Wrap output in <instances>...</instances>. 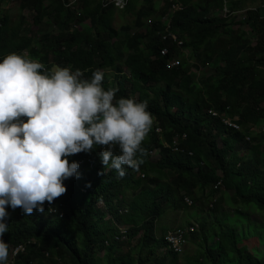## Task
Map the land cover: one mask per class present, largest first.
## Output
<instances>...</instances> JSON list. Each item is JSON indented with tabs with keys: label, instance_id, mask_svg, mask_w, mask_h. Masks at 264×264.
<instances>
[{
	"label": "trees",
	"instance_id": "1",
	"mask_svg": "<svg viewBox=\"0 0 264 264\" xmlns=\"http://www.w3.org/2000/svg\"><path fill=\"white\" fill-rule=\"evenodd\" d=\"M2 1L6 13L0 14V58L15 52L41 62L45 70L53 65L79 69L84 79L100 70L102 86L116 89L114 100L131 96L146 101L152 120L162 127L159 133L151 124L141 141L143 162L136 169L122 166L123 176L114 169L102 171L98 159L102 146L93 145V151L69 157L79 162L80 175L63 181L66 191L53 200L55 215L45 204L43 212L33 209L27 215L19 208H6L10 213L8 231L0 236L9 245L5 264L23 244L26 251L17 255L14 264H164L156 256L161 246L170 255L165 264H175L179 252L168 248V229L157 237V222L169 210L187 207L194 209L189 215L194 222L180 227H196L186 235L184 246L190 242L197 248L195 255L186 257V264H264V235L247 237L245 227L239 231L226 219L240 212L230 207L233 203L253 205L252 211L263 218L251 224L264 225V9L248 11L246 20L239 22L230 14L244 10L248 2L255 6L264 2L163 0L158 8L154 0H140L146 5L135 12L138 0H128L122 11L133 12L134 19L130 26L121 27V33L120 28L112 27L115 9L99 0H79L78 12L67 7L72 0H17L20 16L16 22L6 8L10 0ZM172 5L180 8L170 11ZM224 7L230 12L226 17L210 13ZM165 16L187 52L162 38ZM86 21L88 29L71 27ZM50 25L59 31L45 30L41 37L35 36L36 29ZM247 26L255 35L254 45L246 39ZM130 27L136 29L130 31ZM165 45L171 52L164 56L160 49ZM177 52L180 65L167 68L166 60ZM190 58L210 66V71L193 72L187 63ZM107 69H114L115 74ZM209 110L235 120L240 130L225 126ZM176 135L182 136L179 150L172 146ZM247 136L252 144L240 148ZM156 148H160V157L154 160L149 151ZM112 151L119 152L116 144ZM234 153L238 159L230 168ZM233 174L240 178V190ZM218 181L220 191L213 188ZM185 197L193 200L191 206L184 202ZM101 199L104 207L99 204ZM226 205L233 212L219 215ZM106 212L112 220L105 221ZM212 216L213 221L208 222ZM116 223L127 226V250H121L122 232ZM210 233L215 247L209 245L206 235ZM253 238L262 250L252 247L249 251L246 242ZM132 239H136L134 245ZM101 249L105 262L98 263Z\"/></svg>",
	"mask_w": 264,
	"mask_h": 264
},
{
	"label": "clouds",
	"instance_id": "2",
	"mask_svg": "<svg viewBox=\"0 0 264 264\" xmlns=\"http://www.w3.org/2000/svg\"><path fill=\"white\" fill-rule=\"evenodd\" d=\"M183 45L179 49L187 52ZM102 80L100 70L84 79L79 69L53 65L45 70L41 62L15 52L0 58V236L8 231L6 208L27 215L33 209L43 212L45 204L52 215L57 213L53 200L66 191L63 181L80 175L79 162L69 159L74 154L102 146V171L114 169L118 176L124 175L122 166L136 169L143 162L141 141L152 123L161 126L152 120L146 101L114 100L116 89H105ZM113 144L119 148L116 154ZM158 149L157 158L149 153L154 160L160 157ZM116 225L126 232L125 224ZM8 255L9 245L0 239V264Z\"/></svg>",
	"mask_w": 264,
	"mask_h": 264
},
{
	"label": "rangeland",
	"instance_id": "3",
	"mask_svg": "<svg viewBox=\"0 0 264 264\" xmlns=\"http://www.w3.org/2000/svg\"><path fill=\"white\" fill-rule=\"evenodd\" d=\"M260 1H263L264 2V0H260ZM76 2H79V0H76L74 3H76ZM163 2H164L163 0H154V3L156 4V6L158 8H160V7L163 6ZM251 4H252L253 7H255V5H253V2H248L246 6H249ZM126 5H127V2L124 5V7ZM145 5H146L145 2L138 0L137 5L134 7V11L136 12L137 9H138V7L142 6V8H143ZM46 6H48V7L50 6V2L49 1H47ZM67 7L70 8L71 10H74L75 4L71 5L70 7L69 6H67ZM124 7L122 9H119V8H116L115 7V14H114V17L112 19V27L114 29H119L120 28L121 29V33L123 32V29L121 27L122 26H130L131 22L134 19V17L131 14L133 12H126V11L124 12V11H122L124 9ZM6 8H8V10H10V14H11V16L13 18V21H15V22L18 21L19 20V16H20L19 3H17V4H11V5L7 4V7ZM76 10H77V8H76ZM119 12H121V13H119ZM5 13H6V10L4 9V2H3V4H2V2H0V14H1V16L3 17V15ZM210 13H213L215 16L217 14H220L221 16H223V12L221 13V11H218L215 8H213ZM145 20L146 19L143 18V21H145ZM166 21H167V19L162 18L163 24H165ZM72 27L82 28V29L83 28L88 29L89 28V22L86 21V22L81 23V24L75 23V24L72 25ZM135 29H136L135 27H133V28L130 27V31H134ZM45 30H47L48 32L57 33L59 31V28L56 27V26H53L52 27V25H50V26H48L47 29L46 28L45 29H36L35 30V36L37 38L38 37H41L40 35H42L45 32ZM245 31H246V39H247L248 43L250 45H254L255 44V35L253 34L252 27L247 26L245 28ZM187 63H188V65L191 68L190 70H192L193 72H195L196 70H198L201 73V71H207V70L210 71V69H211L210 66H206L205 67V66L201 65L199 63V61L196 60L195 58H190ZM257 131H259V130H256V132ZM218 143H219L220 146H222V141H221L220 138L218 139ZM251 144H252V142H250V143H244L243 142L241 144V146H239V147L245 149L247 146H250ZM237 159H238V155H236L234 153L233 156H232V159L230 161V168H234V166H235V164L237 162ZM142 175L144 176V174H142ZM232 180L234 181L235 185L238 186L237 187V190L238 189L240 190V186H241L240 185V182H239L240 178L237 175L233 174L232 175ZM234 192H235V190H234ZM231 193H232V195H234V193L232 191H231ZM229 195H230V193H229ZM100 206L101 207H104V200L101 202ZM233 206H235V209L238 210V211H240V212L238 214H235L234 213L230 217H226V219L228 220V222L229 221L231 222V224H230L231 227H234V226L235 227H238V230L239 229L242 230L243 229L242 227H245V231H244V229H243V231H244V233H245V235L247 237H249L251 235L257 236V237H259L260 235L261 236L264 235V225L254 226L250 222V221H252V222H260L261 219L263 218V216L261 214H256L254 211H252V210H255V208H254L253 205H250L249 207L248 206H245V205H242V206L241 205H236L235 203H233V205H230V207H233ZM224 208L225 209L222 210V212L219 213V215L220 214L221 215L231 214L233 212V209H231V210L230 209H227L228 208L227 205L224 206ZM244 209L247 210L248 213H245V214L243 213L244 214L243 215L242 212H241V210H244ZM193 212H194V209L187 207V210H185V209H176L174 211L169 210L168 212L164 213L161 216V218L158 220V222H157V228H158V230H157V237L158 238H161L162 235L164 234V230L165 229L172 228V227H175V226L178 227L180 225L182 226L183 224H186V222L192 221L193 220V217L189 218V215L192 214ZM106 213L107 214L105 215V221L112 220L111 214L109 212H106ZM213 217L214 216L208 218V222L210 220L213 221L212 220V219H214ZM206 236H207V239L209 240V245H213L215 247L216 244H215V241H214V238H213L212 233L207 234ZM135 240L136 239H132L131 244L134 245L136 243ZM125 242H127V239L125 241H123L122 244H120L122 246L121 247V250L122 251H123V248L125 250H127L130 247V246H127ZM246 243H247V246H248L249 251L251 250L252 247H257L259 250H262L263 249V247L258 244V241H257L256 238L250 239ZM159 245L161 246L162 243L160 242V243L156 244V246H159ZM164 248H165L164 246L163 247L162 246L159 247L158 248V255H156V256H158L161 261H164V264H165V263H168L169 262L170 255L166 254ZM196 248H197L196 245H194L193 243L188 242L182 248L181 252H179L177 254L178 257H177V260H176L175 264H186V262H187V258L186 257H192L193 255H195L194 250ZM103 256H104V250L101 249V250L98 251L97 256H96V259H97V262L98 263L105 262ZM60 263L61 264H64L61 261H60Z\"/></svg>",
	"mask_w": 264,
	"mask_h": 264
},
{
	"label": "built area",
	"instance_id": "4",
	"mask_svg": "<svg viewBox=\"0 0 264 264\" xmlns=\"http://www.w3.org/2000/svg\"><path fill=\"white\" fill-rule=\"evenodd\" d=\"M76 0H72L68 6L70 7L71 5L75 4ZM101 3L104 4V6H112L113 8H119L122 9L124 7V5L126 4L127 0H99ZM0 2H3L2 0H0ZM11 4H17V0H10ZM251 7V8H250ZM253 6H248L246 7L244 10H240L234 13H230L228 11V9L226 7H224L221 11V13L223 12V16L222 17H226L229 13L231 14V16L235 17L236 16V20L239 21H245L246 17H247V12L250 10H255L257 7H260V9H264V4L263 3H259L258 5H256L255 7ZM180 7L178 5H172L170 11L179 9ZM165 19H167L165 25H166V29L163 33H161L162 38L164 40H172L176 46L178 48H181L182 45L184 44L183 39H181L178 35V33H176L175 31L171 30V25H170V21L168 19L167 16L164 17ZM171 49L170 47H168L167 45L163 46L160 49V54L161 55H168L170 54ZM181 62V58L179 56V54L176 55V53H173V56L168 57V59L166 60V67L167 68H174L177 67L178 65H180ZM209 114L213 117H218V113L214 112L212 110H209ZM221 117V122L229 127L232 128L234 130H240V126L235 122V120H231L229 117L227 116H219ZM157 131H161V127L157 126L156 127ZM262 132L264 133V126L262 127ZM185 136V134L183 135V137ZM182 138V136L176 135L173 138L172 141V146L173 148H175V150H179V145H180V139ZM246 143H250L251 142V137L247 136L245 138ZM158 152L159 149H154V150H150L149 153L153 158H157L158 156ZM143 176V175H142ZM214 190L216 191H220L222 188V183L221 181H218L215 185H214ZM216 200V199H215ZM184 201L187 205L191 206L193 204V200L190 197H185ZM49 207H51V211L54 210L52 208L51 205H48ZM196 225L193 224L191 226L188 227H184V228H176V229H171L168 230L167 235H166V240L169 244L168 248L171 249L172 252H180L182 247L184 246V244L186 243V235H188L190 232H192L195 229ZM122 229V235L120 236L121 239H125V229L123 227H120ZM26 251V245H19L18 247H16L13 251V255H12V259L10 262L6 263V264H14L15 263V258L17 257V255L21 252H25Z\"/></svg>",
	"mask_w": 264,
	"mask_h": 264
},
{
	"label": "crops",
	"instance_id": "5",
	"mask_svg": "<svg viewBox=\"0 0 264 264\" xmlns=\"http://www.w3.org/2000/svg\"><path fill=\"white\" fill-rule=\"evenodd\" d=\"M189 222H191V223H192V222H194V220H192V221H189ZM180 226H181V225H180ZM175 227H177V226H175ZM172 228H174V227H172ZM168 229H170V228H168Z\"/></svg>",
	"mask_w": 264,
	"mask_h": 264
},
{
	"label": "bare ground",
	"instance_id": "6",
	"mask_svg": "<svg viewBox=\"0 0 264 264\" xmlns=\"http://www.w3.org/2000/svg\"><path fill=\"white\" fill-rule=\"evenodd\" d=\"M172 3V2H171ZM56 58V57H55Z\"/></svg>",
	"mask_w": 264,
	"mask_h": 264
}]
</instances>
